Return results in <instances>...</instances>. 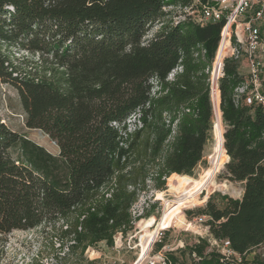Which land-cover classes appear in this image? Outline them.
I'll use <instances>...</instances> for the list:
<instances>
[{"label":"trees","instance_id":"1","mask_svg":"<svg viewBox=\"0 0 264 264\" xmlns=\"http://www.w3.org/2000/svg\"><path fill=\"white\" fill-rule=\"evenodd\" d=\"M192 1L0 0V81L18 89L26 125L60 147L54 155L0 117V237L61 221L60 247L68 242L83 256L134 228L132 207L149 182L185 183L214 129L210 68L224 23L175 19L164 9ZM12 48L38 54L43 73L31 62L21 70ZM242 60L226 58L217 88L225 176L242 183L241 198L212 195L187 213L208 216L212 236L245 263L264 264L262 252L247 259L264 246V105L237 90ZM133 115L143 125L130 131ZM167 254L171 264H188L187 256L189 264H240L207 238Z\"/></svg>","mask_w":264,"mask_h":264},{"label":"rangeland","instance_id":"2","mask_svg":"<svg viewBox=\"0 0 264 264\" xmlns=\"http://www.w3.org/2000/svg\"><path fill=\"white\" fill-rule=\"evenodd\" d=\"M11 57L21 70L25 69L28 66L27 64L31 62L32 65H36L35 68H38L39 74L43 73V67L38 54L12 48ZM248 71L247 62L242 60L239 64V72L247 75ZM261 89L264 91V85ZM218 95L215 92L212 94V102L216 110L214 114V129L213 132L211 131V138L204 148L202 159L193 169L192 174L186 176L185 183L181 187V183L177 187L168 185L167 178V184L164 189H156L153 187V183L149 182L150 188L145 191H139V198L134 211L137 215L140 214V216L135 220L134 228L130 229L127 233H122L115 237L113 246H109L105 241H101L95 246L89 247L83 256H81L79 252L70 250L68 242L65 240L67 243H65V247L62 249L60 247L63 237L61 233L62 222L59 221L56 225L44 224L30 230L16 229L1 236L0 264H85L87 259H96L99 262L98 264H133L140 257L141 259L138 263L141 260L146 261L147 258H155L159 251H161L157 248L158 242L161 241L163 242L162 249L176 252L186 244H192L197 241L198 237L207 238L211 244L212 234L209 225L206 223L209 217L192 218L187 211L203 207L212 195L219 200L226 196L239 197L241 195L243 190L242 183L240 181H232L225 176L226 164L230 159L228 155H226L227 159L223 168L216 177L219 182H225L229 187L218 183L215 177L214 184H207L204 189H201L200 192L196 193L194 197L184 204L193 203V205L182 208L183 210L180 213L184 217L186 216L185 218L180 221L170 222L161 241L159 239L155 241V235L148 239L149 236L147 235L154 231L156 234L157 224L162 219L165 211L167 208L172 207L174 200L182 198V193L185 189L190 188L197 181L207 180L214 169L217 145L219 144L218 132L222 128L225 131L223 119L219 120L217 117V114L220 117ZM0 117L12 130L34 140L54 155L59 154L60 147L56 140L52 139L49 135L43 136L39 132V128H30L26 125L27 112L22 105L20 93L10 82L0 81ZM134 118L135 116L133 115L129 119L134 120ZM12 150L14 155L17 156L19 150L17 148H13ZM159 191H163L164 194ZM146 239L154 240V242L151 241L149 244V249L144 248L149 243ZM257 252L264 253V246L257 248L254 252L247 255L249 262H251ZM177 254L181 256L180 253ZM80 257H84L85 261H79ZM145 261H143V264H145ZM186 261L188 264L190 263L188 256Z\"/></svg>","mask_w":264,"mask_h":264},{"label":"built area","instance_id":"3","mask_svg":"<svg viewBox=\"0 0 264 264\" xmlns=\"http://www.w3.org/2000/svg\"><path fill=\"white\" fill-rule=\"evenodd\" d=\"M164 9L172 10L175 19H189L195 23L204 25L209 22L224 21L221 37L216 51V55L210 68L212 94L213 86H218L219 78L223 75L224 63L226 58L235 57L244 59L247 62L249 71L245 75V82L238 87L239 92H247L246 101L252 103L254 100L264 105V0H193L190 5H170ZM181 68L175 69L170 78ZM130 131L142 127L140 120H127ZM233 197V196H232ZM241 198V197H233ZM137 203V202H136ZM132 207V213L137 219L140 214H136ZM196 218V217H195ZM135 223V222H134ZM166 228H159L155 234V241L162 240ZM118 232L117 235H121ZM115 236V237H116ZM200 238L198 237L197 241ZM151 241L154 242L152 239ZM210 242V240H209ZM159 243V242H158ZM211 248L219 250L227 259L237 258L240 264H247L242 257L235 252L228 240H219L212 236ZM155 258H147L135 261L133 264H171L167 254L170 250L159 249Z\"/></svg>","mask_w":264,"mask_h":264},{"label":"bare ground","instance_id":"4","mask_svg":"<svg viewBox=\"0 0 264 264\" xmlns=\"http://www.w3.org/2000/svg\"><path fill=\"white\" fill-rule=\"evenodd\" d=\"M217 88H218V86L215 83L213 86V92H215L218 95ZM218 100H219V104H220L219 95H218ZM214 110H215V108H214ZM219 112H220V117L218 116V114H217V117L220 120L222 118L221 110ZM218 138H219V144L217 145V152H216V156H215L214 169L212 170L209 178L207 180H204V181H197L190 188L185 189L182 193V198H180L179 200H174L172 207L167 208L162 219L158 222L156 229L168 228V226L170 225V222H172L173 219L183 210L182 208H186L189 205H193V203L184 205L190 198L194 197L195 194L200 192L201 189H204L207 184H210V185L214 184L215 177L221 171V169L223 168L225 161L227 159V156L224 152V131H223V128L219 129ZM181 205H184V206H181ZM179 206H181V207L179 208ZM146 231H148V230L146 229ZM154 235H155V231L150 232V234L147 235V236H149L148 239L150 237H154ZM148 239H146V241L147 242L149 241V243L147 246H144L145 249H149L148 246L152 240V239H150V240H148Z\"/></svg>","mask_w":264,"mask_h":264},{"label":"water","instance_id":"5","mask_svg":"<svg viewBox=\"0 0 264 264\" xmlns=\"http://www.w3.org/2000/svg\"><path fill=\"white\" fill-rule=\"evenodd\" d=\"M39 130V132L43 135V136H45V135H49L47 132H45L43 129H38Z\"/></svg>","mask_w":264,"mask_h":264}]
</instances>
